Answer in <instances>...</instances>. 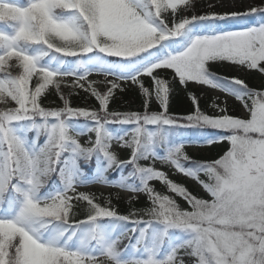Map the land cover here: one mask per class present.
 Returning a JSON list of instances; mask_svg holds the SVG:
<instances>
[{"label":"snow or ice","instance_id":"obj_1","mask_svg":"<svg viewBox=\"0 0 264 264\" xmlns=\"http://www.w3.org/2000/svg\"><path fill=\"white\" fill-rule=\"evenodd\" d=\"M219 5L0 0V264H264V84L213 70L264 75V4ZM190 85L224 98L207 112ZM129 89L142 110L111 109ZM81 92L97 106H73Z\"/></svg>","mask_w":264,"mask_h":264},{"label":"trees","instance_id":"obj_2","mask_svg":"<svg viewBox=\"0 0 264 264\" xmlns=\"http://www.w3.org/2000/svg\"><path fill=\"white\" fill-rule=\"evenodd\" d=\"M207 1L208 0H203V3H207ZM238 11H243V9L240 8ZM213 70L216 71L217 74H219V75H227L229 77L234 76L231 73H227L225 68H223L221 66H215L213 68ZM257 77L259 79H261L262 84H264V77H262L261 74H255L253 72H251V74H249L245 80L251 87H255V88L258 87L259 88L260 86L256 82ZM190 91L194 92L199 97L200 107L203 110H205L207 112L212 111V109L209 107V105H210L213 97L205 95L201 91L199 86H191L190 85ZM49 99L55 100L56 104L60 103V101L56 97H49ZM46 103H47V101H46ZM71 103L73 106H79V107L94 108L97 106V102L95 101V99L86 96L83 92H81L79 95H74L71 98ZM141 105H142V101H141L140 96L134 90L129 89L125 93H119L118 92L117 93V100L111 103L110 108L114 109V110H120V111H135V110H142ZM53 106H55V105H53ZM189 107H190V100L188 99L185 91L183 89H181L180 87L176 86L174 88L173 93L170 96V112L173 114H176V115H185V114H187ZM153 108H155V104H153ZM232 114L237 115L235 110H233ZM83 138L86 139V137H83ZM225 147L226 146L223 144H214L210 147L205 146L202 148L204 151H206L205 154L198 153L195 155H193L191 152H188L187 146H186L185 150L188 152V154L190 156L200 158V159H206V158L215 157L218 153H222V151L225 150ZM156 167L158 169L162 168V166L159 162L156 164ZM163 170H165V168ZM109 177L115 178L114 174H112V173H109ZM172 178L174 180H181L182 179L179 175H175ZM183 182L194 193L199 192V189L195 186V184L191 180L183 178ZM155 186L158 190H160L162 192L164 191V188L162 187L161 184L155 183ZM114 191H115L114 189L111 190V192H114ZM96 194L99 196L101 193H96ZM107 195L108 194H106L105 196H107ZM113 202L117 205V207L119 208V210L121 212H125L128 209V204L124 200L116 201L114 199ZM178 203L181 205V207H186V205L184 204V202L182 200L178 199ZM145 205H146V201H145L144 197L141 196L140 199L136 202L135 207L141 208V207H144Z\"/></svg>","mask_w":264,"mask_h":264},{"label":"rangeland","instance_id":"obj_3","mask_svg":"<svg viewBox=\"0 0 264 264\" xmlns=\"http://www.w3.org/2000/svg\"><path fill=\"white\" fill-rule=\"evenodd\" d=\"M208 2V1H207ZM213 2H216V0H213ZM264 4V0H220V5L215 9L216 11H233V10H239L240 8L245 10L246 8H248L250 5L251 6H255V5H261ZM215 66H221L223 68H225L227 73H231L234 76L246 79V77L251 74V72H243V71H237L235 68H230V67H226L224 65H215ZM214 66V67H215ZM255 74H260L258 72L252 71ZM262 77H264L262 75ZM95 78V77H94ZM256 82L259 84V86H261L262 81L261 79H259L258 77L256 78ZM199 88L201 89V91L210 97H215L217 95L221 96V99H223L224 97L222 96V94L216 92L215 90H211V89H207L204 86H199ZM258 88V87H257ZM237 106V107H236ZM228 107L229 110L231 112H233V110L236 111L237 115H242V109L240 108L238 102L234 101L233 99H229L228 100ZM81 140L83 141L84 138L81 137ZM203 147H194V146H187V150L188 152H191L193 155L201 153V154H205L206 151H204L202 149ZM120 155L121 157H125L127 155L126 150H121L120 151ZM165 170L167 171V169L165 168ZM80 190H84V191H90V192H95V193H103L104 195L109 194V192H111V188H102L98 185H91L87 188H83Z\"/></svg>","mask_w":264,"mask_h":264}]
</instances>
